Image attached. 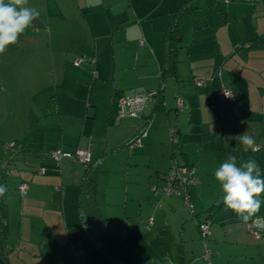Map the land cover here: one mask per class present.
<instances>
[{"label": "rangeland", "instance_id": "obj_1", "mask_svg": "<svg viewBox=\"0 0 264 264\" xmlns=\"http://www.w3.org/2000/svg\"><path fill=\"white\" fill-rule=\"evenodd\" d=\"M53 3L27 0V6L35 7L40 15L18 36L16 43L9 44L0 53V162L7 160L9 169L5 181L0 180V184L8 187L0 203H7L9 222L7 244L4 248L0 245V255L6 254L10 264H130L131 261L143 264L145 258L150 261L145 264H264V227L257 226L252 232L247 228L248 223H242L232 210L224 208L208 223V236H202L192 218V212L206 209L217 199L216 194L222 193L214 176L220 163L237 153L235 158L239 165L244 162L240 154L248 159L264 152V146L257 141L259 151L217 149L214 136L220 135L221 125L225 126L224 131L233 132L235 119L239 117L228 108L225 112L223 105L229 102L223 100L224 97L219 110L216 107L211 112L212 122L206 119L193 124L195 120L189 121L185 113L181 123L172 118V127L164 124L161 129H151V123L140 126L127 140L123 138L124 144L115 153L99 157L101 152L94 155L87 150L93 152L91 163L95 167L88 170L85 182L81 177L86 167L84 163L69 157H63V163L58 162L49 149L39 154L28 152L30 147L39 149L40 145H49L47 148H50L54 147L53 143L62 142L61 118L69 121L66 133L79 140L84 109H88L89 114L97 111L96 119L88 118L93 120V125H87L86 132L98 134L103 127L106 133L103 110L112 89L124 74L133 77L139 74L138 70H143L132 59H127L125 64L121 61L124 45L118 41L123 33L110 28L126 24L134 5L140 9L138 0H105V5L98 0L84 8L85 0H55ZM54 10L57 19L49 14ZM89 13L93 15L92 23L85 18ZM86 21L93 26L91 32L85 30ZM49 24L53 28V44L44 38L48 36ZM80 28L83 33L78 34ZM91 49L96 54L95 62L93 57L90 61L86 58ZM65 54L79 70L68 68L72 70L73 78L66 77L73 79L70 81L64 75ZM77 59L78 65L75 64ZM180 109L175 108V111ZM240 116L248 118L251 114L241 113ZM125 118L128 116L122 118L120 125L110 124L108 130L113 133L112 128L123 127ZM216 121L218 124L214 123ZM178 126L183 133V149L171 142L170 130L177 137L180 135L176 133ZM209 127L214 129L212 142L209 148L205 143L201 150L195 140L200 139L201 134L205 136ZM117 136L105 141L107 135L104 134L103 145L117 141ZM258 137L257 134L255 138ZM63 138L67 141V136ZM40 139L45 140L38 142ZM109 148L106 146L105 150ZM181 150L190 158H201L199 176L193 166V179L197 182L189 183L186 188L192 208L187 207L182 195L161 190L166 185L165 177L175 165H187ZM65 160L69 163H64ZM257 161L264 163V159ZM75 166H80V170ZM22 167L28 170H20ZM41 169L44 172H39ZM155 169L164 174H158V178ZM21 175L25 179L33 177L26 179L25 193L18 189ZM32 186H37L33 189L37 194L25 198ZM79 196L86 212L82 220ZM260 198L264 199V193ZM255 215L264 217V205ZM256 232L260 233L259 237ZM182 253L187 257L185 263Z\"/></svg>", "mask_w": 264, "mask_h": 264}, {"label": "crops", "instance_id": "obj_2", "mask_svg": "<svg viewBox=\"0 0 264 264\" xmlns=\"http://www.w3.org/2000/svg\"><path fill=\"white\" fill-rule=\"evenodd\" d=\"M30 1L33 2L34 0ZM42 1L47 5H54L53 1L55 0ZM100 1L105 5V0ZM97 2L98 0H85L83 8L86 5L89 7L90 4H96ZM138 4L140 9L134 5L133 11L126 17L128 19L126 20V24H120L117 27L110 26L111 29H117L119 32L123 33V38H119L118 41L119 44L124 45L121 61L125 64L127 59H132L137 64H140L143 70H138L139 74L133 77H131L129 73L124 74V77L121 78L117 87L112 89L109 103L103 110V118L105 117L104 123L107 127V132H104L103 127L98 134L92 131L86 132V126L93 125V120L90 119L97 118V111L94 110L89 114V110L84 109L85 116L83 121L79 124V126L82 127V137L79 140L73 138V135L66 133L67 131L65 128L66 124H69V121L67 119L65 120V118H61L60 127L63 133L61 137L62 142L60 144L53 143L52 145L54 147L50 148H47L49 145H40L39 149L30 147L28 152L39 154L41 151L48 149L49 152L54 150L62 151L63 149L65 152L74 153L78 148H82L84 150L93 151L94 155L101 152L99 156L101 157L105 153H115L118 148L122 147L124 144L123 142L127 140L130 134H134L142 125L146 127V123H151V129L156 127L161 129L164 127V124L172 127V118L180 122L185 113H187L189 121L195 120L193 124H196V121L203 123L206 119L208 122H212L214 117L211 116V112L216 107L219 110L218 107L222 103L221 99H223V96L220 91L222 87L229 89L231 92L230 99H223L229 102L227 105L222 104L225 107V112L228 108L232 114L240 118L236 117L233 132L229 133L227 129L224 131L223 129L225 126H223V124L221 125L222 131L220 135L217 134L219 133L218 131L216 133L217 136H214L217 141V149L223 150L231 148L235 151L243 150V146L235 137L246 131L254 138L258 134L259 137L257 139L255 138V140L259 144H262L261 146H264V0H138ZM55 11L56 10L49 14H52L54 18L57 19ZM57 11L60 12L58 6ZM179 11H181V14L177 16V12ZM89 12L92 13V11ZM89 14H87L85 18L88 17L89 21L92 23L93 15ZM174 17L180 20V30L173 32V35L168 37L166 31ZM76 19H79V17ZM89 21H86L87 27L85 30L91 32L93 26L90 25ZM96 24H98V22ZM123 27H125V29H122ZM81 29L82 28L78 29V34H80V31L83 33V29ZM94 30L97 31L96 28H94ZM76 31L77 29L75 28L73 31L74 37L77 34ZM52 37L53 28L51 24H49L48 36L44 35V38L52 43L55 42V39L52 40ZM71 38H73V35ZM66 55L67 54H65L64 57V64L67 68H65L64 75L66 74L65 79L69 80V78L66 77H73L71 73L72 70L68 68H74L73 70L75 71L78 69L76 68L77 66L72 63L71 57L69 59ZM87 55H90L86 57L87 61H90V57H94L93 62H95L96 54L93 49L89 50ZM126 67L128 68L129 64H126ZM197 80H202V83L200 85L197 84ZM137 87H143L149 92L162 89V106L155 103L153 97H150L145 104L142 116H128V118L123 120L122 125L124 126L121 128H112L114 134L111 133V131L108 130L111 129L109 128L111 125L108 123V115L114 90H120L123 96H130ZM178 98H181L183 101L181 109L176 107ZM215 103H218V105ZM175 108L180 110L176 112ZM241 113H249L251 117L246 118L240 116ZM194 114H196L195 118L193 117ZM214 123L218 124V121ZM247 127H249L250 130H247ZM213 130L214 129L210 127L207 128L206 135L204 136V134H201L200 139L198 137L195 140V142L201 146V150L204 149L202 146L205 143L207 148H209L208 146L211 144L212 136L214 135ZM171 131L172 130H170V132ZM125 133H127V135L124 137ZM176 133L180 135L177 136L178 141L175 144L181 146L180 149H183L184 139L180 126H178ZM104 134L107 135L105 141L113 140L117 135H121V137L119 138V136H117V141H112V143L103 145ZM221 134H224L223 136L225 139ZM64 135L67 136V141L64 140ZM123 138L125 139L122 142ZM44 140L45 139H40L38 142ZM153 140L152 138L151 141ZM106 146L107 148L110 146V148L105 150ZM255 147L257 149L256 151H259L260 147ZM93 152H90L91 157L93 156ZM181 153L187 165L196 167V176H199L198 167L201 162L200 156H197L196 160L195 158H190V155L185 151L181 150ZM200 154L202 155V153L199 152V155ZM233 155L237 157L238 154L234 153ZM218 156H220V154ZM240 156L244 161L247 160L244 159L245 157L242 154H240ZM258 158L264 159V152L256 153L255 159ZM22 160L25 159L23 158ZM63 160L62 158L61 163H63ZM64 163L69 162L65 160ZM258 163L262 174H264V165H261L264 163ZM25 164L27 165V163ZM79 167L80 166L77 167L78 171L80 170ZM94 167L95 166H92V169ZM20 170H28V168L22 167ZM156 174L158 176V174L164 173L156 170ZM81 177H83L82 180L85 182L87 179L85 170ZM26 179L21 175L19 182ZM32 179L33 177H30L29 180ZM196 182V179H193L192 176L190 185L191 183L196 184ZM34 187L37 186H32L28 189L25 198L37 194V191L33 190ZM218 194L219 193L216 194L217 199H215L214 202L222 200V198H220L221 193ZM160 195L165 198L164 194ZM56 200L58 199L56 198ZM203 200H205V198ZM78 203L79 215L82 220L86 212L83 210L84 205L82 208L80 204V196L78 198ZM211 205L209 207H211ZM201 206L202 205H199L198 208H201ZM224 208V205L219 207L215 214ZM193 209L197 210L195 206ZM206 209L199 211L201 212ZM216 232L218 233L219 231L217 230ZM213 233L212 231L211 235ZM2 248L4 247L2 246ZM2 256H5L8 264H10L6 254ZM150 259L152 261V258ZM182 259L185 263L187 257L184 253H182ZM137 260L139 261V259ZM178 260L181 261V259ZM146 261L147 263L150 262L148 258H145L143 264H145ZM133 262L131 261L130 264H135Z\"/></svg>", "mask_w": 264, "mask_h": 264}, {"label": "clouds", "instance_id": "obj_3", "mask_svg": "<svg viewBox=\"0 0 264 264\" xmlns=\"http://www.w3.org/2000/svg\"><path fill=\"white\" fill-rule=\"evenodd\" d=\"M40 15L35 7L27 6V0H0V53L9 44L17 42L18 36ZM247 153L256 150V140L246 131L235 137ZM215 179L220 183L222 203L226 209L232 210L238 220L247 224L250 220L254 225L264 227V217L256 216L264 199V174L257 159L249 157L237 165V160L229 156L214 170ZM8 187L0 184V198L5 196ZM255 219L253 220V217Z\"/></svg>", "mask_w": 264, "mask_h": 264}, {"label": "built area", "instance_id": "obj_4", "mask_svg": "<svg viewBox=\"0 0 264 264\" xmlns=\"http://www.w3.org/2000/svg\"><path fill=\"white\" fill-rule=\"evenodd\" d=\"M79 59L75 61V64H79ZM197 84H201L202 80H197ZM221 95L225 99L231 98V92L227 88H221ZM152 97V92L146 91V90H135L134 94L132 96L126 97L121 96L117 103H116V112L113 118V124L119 125L121 123V120L125 116L130 117H140L143 114L145 104L147 100ZM177 108H182L183 101L181 98H178L176 101ZM177 137L175 136L174 132L171 131V142L173 144L177 143ZM53 157L60 162L63 157H69L73 161H79L84 163L86 166L90 165L91 163V153L87 150H84L82 148H78L74 153L69 152H62L61 150H54L51 152ZM5 166L0 164V170H4ZM39 172H44L43 169L39 170ZM194 173V168L190 165H175L167 177H165L166 185L161 188L163 193L167 194H177L182 195L187 207L192 208L189 204V194L186 192L187 185L191 182V178ZM28 188V185L25 181H22L18 185V189L25 193ZM255 218H253L254 220ZM150 223H152V220H150ZM259 225H254L252 221L250 220L247 224L248 230L255 232L256 228ZM200 232L202 236H208L209 228L207 223H202L200 225ZM256 237L260 236L259 232L255 233ZM80 254V253H78Z\"/></svg>", "mask_w": 264, "mask_h": 264}, {"label": "trees", "instance_id": "obj_5", "mask_svg": "<svg viewBox=\"0 0 264 264\" xmlns=\"http://www.w3.org/2000/svg\"><path fill=\"white\" fill-rule=\"evenodd\" d=\"M227 1V0H226ZM181 14V11L177 12V16H179ZM179 19H177L176 17H174V19L172 20L170 26L168 27L167 31H166V35L168 37H171L173 35V32H177L180 30V24H179ZM94 60V57H93ZM146 90L143 87H137L133 90L132 94L130 96H132L135 92V90ZM148 91V90H146ZM152 97L155 100V103L159 104L160 106H162L163 103V97H162V89H158V90H152ZM123 97V95H121L120 90L115 89L113 92V98H112V103H111V107L109 109V115H108V123L109 124H113V118L116 112V103L118 101V99L120 97ZM129 97V96H126ZM12 157H10L11 160ZM9 159V158H8ZM1 164V162H0ZM1 165L5 166L4 170H0V180H2V183L5 181L6 175L9 174V169L7 166V160L3 161ZM92 163H90V165H87L85 167V172L87 173L88 170H90L92 168ZM191 166V165H190ZM193 167V166H192ZM159 177V176H158ZM28 184V180H23ZM1 183V184H2ZM224 195V193H221L220 198H222ZM220 201H215L212 203L211 207H209L208 209L201 211V212H192V218L195 219L196 221V227L199 229L200 231V225L202 223H209L212 216L215 214V212L219 209V207L223 206V203ZM5 203V202H4ZM4 203H0V245L4 246L7 244V237H8V222H7V208H6V203L4 205ZM204 213V215H201V213ZM0 264H8L7 259L5 256H0Z\"/></svg>", "mask_w": 264, "mask_h": 264}]
</instances>
